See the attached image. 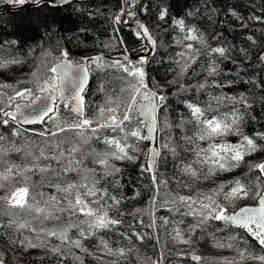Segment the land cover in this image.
Returning a JSON list of instances; mask_svg holds the SVG:
<instances>
[{
	"label": "trees",
	"instance_id": "obj_1",
	"mask_svg": "<svg viewBox=\"0 0 264 264\" xmlns=\"http://www.w3.org/2000/svg\"><path fill=\"white\" fill-rule=\"evenodd\" d=\"M9 1L0 0V264H264V229L222 218L264 193V0ZM102 53L130 58L89 65L86 122L64 102L27 127L6 110L21 90L58 91L63 58ZM152 92L155 177L136 109ZM100 110L118 111L117 122Z\"/></svg>",
	"mask_w": 264,
	"mask_h": 264
},
{
	"label": "water",
	"instance_id": "obj_2",
	"mask_svg": "<svg viewBox=\"0 0 264 264\" xmlns=\"http://www.w3.org/2000/svg\"><path fill=\"white\" fill-rule=\"evenodd\" d=\"M73 0H41L53 6H62L71 3ZM38 2H27L18 8L33 6ZM126 13L122 12L120 21L125 22ZM132 27L138 32L148 45V55L153 53V45L147 34L146 25L135 20ZM112 57L117 60H128V54L109 56L106 54H97L86 57L83 62L75 63L68 57L58 61L53 68L54 73L58 76L59 92L47 90L36 95L31 101H18L15 109L10 111L15 114L16 120L22 126H34L43 123L49 116L54 114L58 102H64L74 112L81 114L84 121H87L86 97L85 91L91 83V72L89 65L91 63L98 64L101 58ZM136 109L143 119L145 131L149 139V149L147 157L148 170L153 177L156 176L158 170V161L160 156L159 147V111L161 105L158 97L152 92L151 99L138 102ZM100 115L105 123L115 124L118 120V111L100 110ZM113 117L114 119H112ZM261 171L264 175V161L261 164ZM223 220L236 227L250 228L257 227L264 229V193L260 196L258 203L254 205L243 206L230 214L223 215Z\"/></svg>",
	"mask_w": 264,
	"mask_h": 264
},
{
	"label": "rangeland",
	"instance_id": "obj_3",
	"mask_svg": "<svg viewBox=\"0 0 264 264\" xmlns=\"http://www.w3.org/2000/svg\"><path fill=\"white\" fill-rule=\"evenodd\" d=\"M28 2V0H12V1H9L8 2V5L9 6H16V5H21V4H24V3H27ZM129 8L128 7H125L124 8V10H128ZM128 69V68H127ZM137 74V73H139V70L137 69L136 71H134V70H132L131 71V74ZM25 77H28V76H25ZM58 81V80H57ZM59 85V84H58ZM32 90V88L31 89H25V90H21V91H19L18 93H16L15 94V99L13 100V103L14 104H16L18 101H22V100H24V101H31V100H29V99H27V96H25V97H23V98H21L23 95H29L30 93H32L30 96H33L34 95V97L36 96V95H38L39 93H41V92H38V93H36V92H32L31 91ZM44 91H47V90H44ZM44 91H42V92H44ZM52 91H55V90H52ZM57 92H59V90L57 91ZM34 93H36V94H34ZM29 97V96H28ZM33 97V98H34ZM160 100V99H159ZM159 103H160V101H159ZM15 109V106H14V108H7L6 110H14ZM112 119H114L113 117H112ZM207 123H208V125H209V128H210V130H213V131H219V128H220V126H222V124H221V121H218V120H216V119H209L208 121H207ZM136 131H138L139 132V129H137ZM235 152H237V154H241L242 152H241V150L238 148V149H236L235 150ZM250 157H252V156H250ZM137 160H142V157H138V159ZM23 196H24V192H19L15 197H14V200L16 201V202H20L22 199H23Z\"/></svg>",
	"mask_w": 264,
	"mask_h": 264
},
{
	"label": "flooded vegetation",
	"instance_id": "obj_4",
	"mask_svg": "<svg viewBox=\"0 0 264 264\" xmlns=\"http://www.w3.org/2000/svg\"><path fill=\"white\" fill-rule=\"evenodd\" d=\"M14 114V113H13Z\"/></svg>",
	"mask_w": 264,
	"mask_h": 264
}]
</instances>
